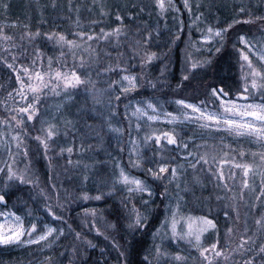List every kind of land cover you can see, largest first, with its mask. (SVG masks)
I'll list each match as a JSON object with an SVG mask.
<instances>
[{
	"label": "trees",
	"instance_id": "1",
	"mask_svg": "<svg viewBox=\"0 0 264 264\" xmlns=\"http://www.w3.org/2000/svg\"><path fill=\"white\" fill-rule=\"evenodd\" d=\"M3 2L8 3L9 7L6 11L0 8V28H3L6 34L14 36L13 43L21 47L5 50L3 41H0V55H5L11 62L10 53L15 52L18 56L17 66L21 62L29 66L28 61L35 58L34 49L40 47L45 57L54 58L53 71L69 72L72 67L76 66L81 76L90 82L82 83L75 89L67 88L66 90L61 86L57 91L50 90L49 96L43 95L41 97L43 103L40 105L43 113L38 120L27 121L26 114H23L27 132H22V135L29 152L27 156L23 155L20 159L26 162L25 165L31 170V178L35 180V183L31 188L29 184H14L8 189L7 202L12 205L17 202L16 199L20 198L22 200L20 207L30 206L38 222L41 221L40 219L43 222H46L45 219L48 221L51 214L46 211L44 205L45 203L52 205L54 210H58V215H62L64 219L60 221L53 217L48 222L53 226L63 228L64 233L59 239L49 238L52 242L47 247L43 242L32 243L19 249L0 246V264L3 263L2 257L5 261L14 259L16 263L17 257H14L20 255L19 253L23 256L30 253L29 260L35 264L37 262V264H125V261L126 264H156L154 245H162L171 252L182 251L189 258L188 264H196L203 260L196 248L181 243L178 246L173 245L163 231L157 232L168 212L166 206L169 205V200L159 194L165 186L169 189L172 206L179 204V210L182 212L210 215V218L216 220L217 229L205 236L203 247L207 248L218 240V248L223 246L225 254L231 253V255L228 256L227 261L223 256L216 257L213 259V264H217V261L219 264H228V261L235 256L236 251L232 250L236 249L241 242H238L241 236L245 237V243H247L246 238L252 236L255 247L247 255L255 256L259 264L261 257L256 255V249L264 244V234L256 230L254 223V218L259 215V212L251 207V204L255 203L253 194L245 191L244 198H238L242 187V172L236 169L235 179L228 177V184L237 194L234 198L233 192L227 191L223 181L218 183L213 173L208 171L209 167L216 169L222 152L219 153L220 157L217 162H213L209 157V164H203L206 166V172L200 171L203 168L202 165L190 168L188 164L187 168L180 171L181 174L171 184L166 179L154 180L146 172L145 175L137 173L138 177L148 181L154 193L147 206V224L143 227H129L130 210L133 205L141 212H145L143 201L148 200L149 197L147 193H135L130 197L125 187L116 181L117 163L127 164L125 160L126 137L128 136L125 128L127 126L125 121H122L125 132L122 135L112 136L113 131L107 130L104 120V108L107 107L105 104L108 105L109 100L115 104L114 98L120 92L118 85L114 87L115 89L109 85L112 81H118L121 73L116 65L120 64L122 57H125L123 54L120 55L122 48L128 49L125 53L129 54V58H133L126 63V67L136 74L141 75L142 71L145 72L143 78L145 81L142 82L139 77L140 87L121 97L119 107L115 110L119 117H122L121 108L128 99H152L154 97L168 102L184 97L194 102L209 101L211 100L210 86L223 84L234 89V86L238 85L236 81H238L240 68L237 56L239 45L234 47L233 39L236 40L242 32L261 35L264 31V21L255 19L251 24L241 22L233 25L221 52L216 53L213 49L203 57H199L198 60H203L211 56L212 60L210 64H201L198 69L190 67L193 62L191 55L195 56V54L190 53V51L193 52L194 47L189 41H194L200 29H206L210 24L215 25L219 22V26L223 27L224 22L230 23L233 18L241 19L242 14L238 12L241 5L251 8L254 17L264 16V0H199L197 5L200 7L195 11L188 13L181 4L178 17L169 12L170 14L166 13L167 19L157 12L153 0L146 4L141 0H3ZM69 3L72 5L71 9ZM201 13L203 16L196 19ZM118 15L123 17L124 22L130 19L132 22L137 20L140 24H148V32L152 33L150 43L162 42L166 43L164 46L167 47L178 29H180V38L174 42L175 45L170 53L163 52V55H160V52H157L159 48L150 43L146 47L142 43L137 44L145 33L139 38L140 36L136 34L131 36L125 31L119 40L115 36H110L107 41H96L95 39L88 41L91 48L84 52L78 51L80 49L75 50V58L67 47L63 49L65 56L61 58L59 45L47 40L43 35L32 42L26 38L28 31L36 32L37 29L41 33L62 32L69 39L74 38L73 34L79 31L89 34L92 30L99 33L101 28L108 31L109 28L117 27ZM77 20L79 27H77ZM22 35L25 36L24 39H21ZM190 45L191 48H189ZM128 46L131 47L128 48ZM133 49L137 50L135 54ZM143 51L159 54L157 61L154 60L145 65L143 67L145 69L139 65L137 59ZM94 54L97 55L94 57ZM81 56L84 57L83 70L78 67ZM196 57H198L197 54ZM110 66L112 71H104ZM186 69L189 79L184 80L183 75ZM36 70H40L39 66ZM44 70H47L46 59ZM53 81L55 83V80ZM15 88H17L15 73L0 61V116L9 120L11 114H16L15 109L18 106H26L19 95L13 92ZM9 92L13 93L11 97L8 95ZM45 120L56 125L59 132L57 137H53L55 144L47 156L43 154V146L35 140L38 132L43 134L45 125L41 122ZM69 124L74 127H69ZM190 125L179 124L185 127L182 134L185 141L195 137L194 142L203 143L206 138H211L212 142L231 145L232 155L235 156L234 160H237V163H240L238 160L240 151L246 152L243 159L247 162H253V152L261 151L255 141L235 140L227 132H214L211 135L209 130ZM65 129H67V135L64 134ZM190 144L193 142L191 141ZM68 147L73 148L71 153L67 151L61 153V148L67 149ZM157 147L158 145L148 142L144 148L145 157H151L153 148L158 150ZM168 149L166 147L163 153L166 157L174 154L173 146L170 147V152ZM57 154L59 156L54 158L53 155ZM175 157L179 162L177 154ZM257 158L255 163L259 164L260 161ZM160 159L161 156L157 155L156 160ZM191 163H194V160ZM223 168L227 175L230 165L226 164ZM163 175L168 176L167 173ZM259 179L256 177L257 184H259ZM98 192L104 194L99 200L94 198ZM83 193H88L92 198L84 199ZM15 209L20 211L16 207ZM93 209L96 210L99 220L88 215ZM225 210L229 211L228 217L224 216ZM93 220L96 224L92 223ZM96 227L101 228L104 234L97 233ZM229 227L233 229L231 233L227 231ZM245 227L248 228V232L244 231ZM75 232H80L82 236L79 238V244L73 247ZM235 235L237 236L233 237ZM209 240H211L210 243H208ZM88 241H91V246L88 245ZM120 252H124L125 255L121 256ZM247 255L240 253L239 264H243ZM209 258L212 259L211 250H209ZM28 263L27 259H22V264Z\"/></svg>",
	"mask_w": 264,
	"mask_h": 264
},
{
	"label": "snow or ice",
	"instance_id": "2",
	"mask_svg": "<svg viewBox=\"0 0 264 264\" xmlns=\"http://www.w3.org/2000/svg\"><path fill=\"white\" fill-rule=\"evenodd\" d=\"M154 6L158 10L161 16L167 19L166 13L169 11H174L177 14L181 12L180 6L177 4L176 0H154ZM9 7L8 3L0 0V8L7 10ZM183 7L189 12L193 11V5L190 0H183ZM200 7L197 5V8ZM69 8H72L71 3H69ZM238 12L242 14L241 19L233 18L230 23L224 22V26H219V22L216 25H208L206 29H200L199 41L204 42V46L208 47L209 52L213 49L216 53H220L222 47L224 46L228 32L233 28V25L238 23H248L251 24L255 19L264 21V16L254 17L252 15V10L248 6L241 5ZM107 15V13H105ZM203 16L201 13L196 19ZM246 17V18H245ZM117 18L123 21L122 16H117ZM195 22V21H194ZM15 23V22H13ZM96 23V22H93ZM181 29L183 27V22H180ZM7 24L5 25V27ZM77 27H79V21L77 20ZM123 31L122 25H117L116 28L109 29L105 31L103 28L97 33L92 30L91 33L84 31H79L73 34L74 38L69 39L67 35L62 32H45L41 33L39 29L36 32L28 31L26 33V38L29 42H32L35 38L43 35L47 40L52 41L61 48L60 56L63 58L65 53L63 49L67 47L72 56L75 58L77 49L85 47V50L90 49L91 45L88 41L104 40L107 41L110 36H115L119 40L121 32ZM178 29L177 34L173 37L172 42L174 43L179 37ZM25 36L22 35L21 39ZM15 37L6 34L3 28H0V41H3V46L5 50L9 49H19L21 46L13 43ZM152 39V33L148 32L146 36L142 38L141 41H137V44L142 43L145 47L150 43ZM214 42V43H213ZM189 43H193L191 40ZM237 56L238 64L241 73V81H238V87L235 89L224 86L223 84H217L215 86H210L211 94L213 100L211 101L212 107L209 109L206 105L209 103L207 100L199 101L198 103L191 102L188 99H177L174 102L180 106L178 112H166L162 110V107H158L157 103H153V99H141L137 100L135 105L129 101L124 105V115H129V109L131 108V117L136 118V122L129 123V128L136 131L139 134L143 131L144 124L148 122H159L161 120L167 121L169 124L173 125L171 131H160L153 129L150 133L145 132V134L136 139L129 132V143L131 144V149L129 150L130 163L134 168H142L148 175H150L154 180L166 179L168 183L171 184L176 178L181 174L179 169L183 168L182 164L170 163V157H164L163 153L167 145L174 146L177 150H182L183 155L186 158H191L194 163H190V167L195 168L197 165L209 164V154L204 152L201 154L198 149L207 146V141H203L201 145H195V137L189 138V141L193 142V147L197 150H189L190 143L185 141L183 137L176 131L175 126L177 123L189 122L193 119L199 124L201 129L206 130H216V132H227L238 139H247L249 141H255L261 148L259 153L253 152V162H247L243 160L246 156L245 151H240L238 153L239 157L242 158L243 162L237 163L234 159H224L221 158L217 162V157L213 155L211 157L213 162H217V167L213 170L212 167L208 168L209 173H213L215 180L219 183L223 181L224 187L229 192H233L232 187L228 184V177L230 176L233 180L235 179L237 172L236 169L240 170L243 174L241 180V191L239 194V199L244 198L245 191L251 192L253 194V200L255 203L251 204L253 209L259 212V215L254 218V223L256 225V230L264 234V31H262L261 36L256 37L250 33H241L236 37L234 41V47L238 46ZM136 49H133L134 54ZM8 53L6 52V55ZM33 56L34 59L28 61L29 66H25L23 62L19 63L17 66L18 56L15 52L10 53L11 62L5 55H0V61L7 66L13 73H15V81L17 82V88L13 89L20 99L25 102V107H17L15 109L16 114H11L12 110L9 112L11 114V119L5 118L3 123L12 130L11 138H6L0 136V144H3L5 151L8 153L9 157L12 159L13 163H5L4 167H0V203L5 207L7 206V196L8 189H10L14 184H34L35 180L31 178V170L26 166L24 169L14 168L16 153L19 152L21 155L27 156L29 149L26 146L24 136L22 132H27L26 120L34 121L38 120L39 116L43 113V109L40 105L43 103L41 97L44 95V90L52 86L53 91H57L61 87V81L63 82V88H76L82 83H88L90 80H86L81 76L80 72L76 70V66L72 67L69 72H64L61 70L53 71V57H45L43 49L36 47L34 49ZM157 57L156 52L143 51L137 57L139 65L143 68L145 65L149 64L152 60ZM132 57L129 58V61ZM47 60V70H44V62ZM211 56L205 57L203 60H194L190 67L191 69H198L201 64H210ZM127 63V62H126ZM39 66L40 70H36ZM64 67V65H62ZM78 67L84 69V57H80V64ZM116 67L120 68L124 75L118 81H112L109 87L113 85H119V95L115 96L116 103L113 104L112 100H109L108 107L115 112L119 107V102L122 96L125 94H130L140 87L139 76L136 73H132L129 67H125L123 64H117ZM104 71H112L111 66ZM47 76V79L45 77ZM53 77L55 78V84L53 83ZM183 79H189L187 75V69L183 75ZM155 88V85L153 84ZM12 92H9V97L12 96ZM243 100L244 102H241ZM99 103V101H97ZM191 110V111H188ZM26 114V120L25 116ZM112 113L109 115V128L110 130L120 133L123 130L120 127H113L111 124ZM146 118V119H144ZM14 122V123H13ZM45 125L43 134L39 132L35 136V140L43 146V154L48 155L51 151L52 146L55 144L53 137H57L59 132L57 126L49 123L47 120L41 122ZM69 127H74L69 124ZM19 129V130H17ZM67 135V129L64 132ZM15 142L16 148L13 150L10 145ZM151 141L154 145H159L160 148L157 150L153 148L152 156L145 157L141 148ZM162 141H166L167 144H163ZM229 150H232V146L229 145ZM61 153L67 151L71 153L73 151L72 147L67 149L61 148ZM135 153V160L131 159L132 154ZM160 155L161 159L156 160V156ZM225 157L229 156V152L224 153ZM258 157L260 163H255V159ZM51 162V158H49ZM71 163V161H69ZM230 165V171L226 175L223 166ZM167 173L168 176L163 174ZM256 177H259V184L256 183ZM116 181L125 187L129 196H133L135 193H147L149 199L143 201V207L145 212H141L134 205L130 210L131 215L129 219L131 223L129 227H143L147 224V206L151 202L150 198L154 193L153 187L148 183L146 179L132 175L124 167H120L119 174L116 176ZM56 187V185H52ZM179 188V184H177ZM43 191V189H41ZM162 197L169 200L168 214L165 216L164 220L161 222L160 228L157 232L163 231L167 236H170L173 240L178 243L187 240L193 248H196L200 256L203 257L204 264H213V259L216 257L223 256L225 261H227L228 256L231 253L225 254L223 246L218 248L219 241L210 244L207 248L203 247L201 244V236L204 232L209 229H217V222L215 219L210 218V215H204L196 217L195 220L198 223L193 226V218L191 216L185 218L180 216L179 204L176 205V210H172L171 196L169 195V189L167 186L164 190L159 193ZM84 199H91L88 193H83ZM104 194L98 192L94 197L99 200ZM237 194L233 192V197L236 198ZM217 199H220L217 197ZM57 200L59 203V194L57 195ZM46 211L55 217L57 220L63 221L64 217L58 215V210H54V207L48 203L44 205ZM63 207V205H60ZM86 212L88 210H85ZM93 216L96 215V210H91ZM210 211V210H209ZM224 216H229V211H224ZM237 219L239 218V212L237 210ZM0 217L5 218L0 221V245H9L16 242L19 243H37L41 241H48L50 237L54 239H59L60 235L64 233L63 228H58L56 226L45 224L42 227L46 230L38 231L37 223H30L29 227H25L24 218L18 214V211H0ZM179 217V219H178ZM183 222V223H182ZM93 224L96 223L95 220L92 221ZM180 225V227H178ZM186 225V227L184 226ZM95 231L101 235L104 233L101 228L96 227ZM229 233L233 231L231 227L227 229ZM245 232H248V228H244ZM27 234L28 239H23ZM76 237L81 238L82 234L80 232H75ZM35 236V239H33ZM86 239V238H85ZM247 243H245V237H240V243L237 245L236 249L232 251H239L243 255H247L248 252L252 251L255 247V242L252 236H248ZM91 246V241L87 242ZM115 244V241H113ZM252 245V247H249ZM75 251V249H73ZM209 250L212 253V259L209 258ZM155 261L156 264H188V257L183 254L182 251L171 252L162 245H154ZM121 256H124V252H120ZM256 255L261 257L259 264H264V244H261L259 248L256 249ZM147 259V257H146ZM126 264V261H125ZM217 264L219 262L217 261ZM243 264H257L255 256L247 255V259L243 260Z\"/></svg>",
	"mask_w": 264,
	"mask_h": 264
},
{
	"label": "rangeland",
	"instance_id": "3",
	"mask_svg": "<svg viewBox=\"0 0 264 264\" xmlns=\"http://www.w3.org/2000/svg\"><path fill=\"white\" fill-rule=\"evenodd\" d=\"M143 3H147V2H149V3H151V1L152 0H141ZM154 1V0H153ZM176 2H177V4L180 6V8H181V4L183 5V0H176ZM198 2H199V0H190V3H192V5H193V11H195L196 9H197V4H198ZM147 7H149V6H147ZM187 10V9H186ZM188 11V10H187ZM158 12V11H157ZM170 13H173L174 15H175V17H178V15L179 14H177L176 12H174V11H169ZM169 12H167V13H169ZM159 13V12H158ZM169 13V14H170ZM188 13H189V11H188ZM145 14V13H144ZM116 20L118 21V25H122V27H123V31L121 32V36L124 34V32L125 31H127L128 33H130V35L132 36V35H134V34H136L137 36H140L139 38H141L142 36H143V33H145V36L147 35V33H148V24H140L137 20L135 21H131L130 19H128V20H126L125 22H124V20L123 21H121V20H119L118 18H116ZM217 23V22H216ZM216 25V24H215ZM110 29V28H109ZM111 29H113V28H111ZM154 32H156V33H159V32H157V31H155L154 30ZM243 33V32H242ZM250 34H252V35H254V36H256V37H259V36H261V35H256V34H253V33H251V32H249ZM200 34H201V32L199 33V35L197 36V38L194 40V41H192L193 43H190L194 48L192 49V51L193 52H191L190 51V53H193V54H195V56H192L191 55V57H192V61H194V60H198L199 59V57H203L204 56V54H206L209 50H208V47L207 46H204V42L203 41H199L198 40V37L200 36ZM233 41H235L234 39H233ZM88 43V42H87ZM214 43V42H213ZM89 44V43H88ZM150 44H152L153 46H155V47H158L159 48V50H157V52H160V55H163L162 53L163 52H165V53H170V51H172V47L175 45V43H173V42H171L167 47H165L164 46V44H166V43H162V42H160V43H158V44H156V43H154V42H152V43H150ZM191 45H190V47L189 48H191ZM118 47H120V46H118ZM129 47H131V46H128V48ZM78 50V49H77ZM84 50H85V47H81L80 48V50H78V51H82V52H84ZM121 50H123V51H121ZM120 50V55H124L125 57H122L123 59H122V61L120 62V64H123L124 65V63H125V67L127 66L126 65V62H128L129 61V54H126L125 53V51H128V49H121ZM130 50H132V49H130ZM164 53V55H166ZM196 54H197V56L198 57H196ZM97 54H94L93 56L95 57ZM159 58V54L157 53V57L154 59L155 61H157V59ZM127 59V60H126ZM132 60H133V58H131ZM154 60H152L151 61V63L154 61ZM126 61V62H125ZM143 69H145V68H143ZM62 71H64L65 72V70H62ZM120 71H121V69H120ZM132 72V71H131ZM133 73V72H132ZM125 73H123L122 71H121V73L119 74V78H118V80H120L121 79V76L122 75H124ZM145 72H141V75L140 74H138V76L142 79V82L143 81H145V79H143L145 76ZM47 77V76H46ZM53 80H55V78L53 77ZM238 81H240L241 83H242V81H241V73H240V69H239V75H238ZM238 81H236V82H238ZM53 83H54V81H53ZM61 83V86H63V82L61 81L60 82ZM55 84V83H54ZM238 84V83H237ZM78 86H80V85H78ZM115 86H117V85H113V88L115 87ZM119 86V85H118ZM236 87H238L239 85H235ZM235 86H234V89H235ZM71 89H75V88H71ZM115 89V88H114ZM50 90H52V86L50 85L49 86V88L48 89H45L44 90V96H49V94L51 93V91ZM67 90V89H66ZM210 91H211V89H210ZM118 95H119V93H118ZM210 95L211 96H209L210 98H211V100H209L208 102V104L206 105V107L207 108H211L213 105H212V103H211V101L213 100V97H212V94H211V92H210ZM177 99H185L184 97H181V98H175V99H172V100H169L168 102H166V101H163V99H153V103H157V105H158V107H162V110L163 111H166V112H178L179 110H180V106L179 105H177L174 101L175 100H177ZM137 100H141V99H136V100H133V99H128L126 102H125V104L126 103H128L129 101H131L132 102V105L134 106L135 105V103H136V101ZM144 100H147V99H144ZM189 100V99H188ZM191 101V100H190ZM191 102H194V101H191ZM199 101H196V102H194V103H198ZM241 102H244L243 100H241ZM112 103H113V101H112ZM125 104H123L122 105V108H121V113H122V117H119L117 114H116V112H113V110L112 109H110L108 106H107V103L105 104L107 107H105L104 108V120H105V123H106V126H107V130H109V131H111L112 132V130H110V128H109V115H110V113H112V118H111V124H112V126L113 127H120L123 131L122 132H120V133H117V132H114L113 131V133H112V136L114 135V136H118V135H122L124 132H125V130L123 129L124 128V123H122V121H125V123H126V132L127 133H129V132H131L132 133V136L134 137V138H136V139H139L140 137H142L144 134H145V132H151L153 129H155V130H160V131H171L172 129H173V125H171V124H169L167 121H165V120H161V121H159V122H148L147 124H144V128H143V131H140L139 132V134H137L136 133V131H134L133 129H131V128H129V123L131 122V123H135L136 122V118L135 117H131V108L129 109V115L128 116H125L124 115V105ZM188 111H191V110H188ZM5 118L4 117H2V116H0V136H4V137H6V138H11V136H12V130L11 129H9L8 128V126L7 125H5L4 123H3V120H4ZM8 119V118H7ZM144 119H146V118H144ZM179 124H181V123H177V125L175 126V128H176V131L178 132V133H180V135L183 137V130L185 129V127H183V126H179ZM182 124H186V125H190V126H198V127H200L199 126V124L195 121V119H193V120H191V121H189V122H185V123H182ZM203 130H205V129H203ZM214 132H216V130H211V132H209L211 135H213V133ZM217 133V132H216ZM233 139H235V140H237L238 138H236V137H234L233 136ZM189 140V139H188ZM204 141H207V146L206 147H201V148H199L198 149V151L201 153V154H203L204 152H207L208 154H209V157H212L213 155H215L216 157H217V159H219V157H220V155H219V153H221L222 154V157L221 158H224V159H235V156H233L232 154H233V150H229V147H228V145L227 144H225V145H223V144H220V143H216V142H212L213 141V139H211V138H206ZM150 143H152L151 141H149ZM191 142V141H190ZM189 142V143H190ZM148 143V142H147ZM162 143L164 144V143H167L166 141H162ZM194 143H196L195 145H201L202 143H200V142H194ZM126 146H127V151H126V159L125 160H127V164L125 165L123 162H118L117 163V175L119 174V169H120V167L122 166V167H124L126 170H128L132 175H134V176H137L138 174L137 173H143V175H145V171L142 169V168H134L133 166H132V164L130 163V156H129V150L131 149V144L129 143V136H127L126 137ZM145 146H146V144L141 148V151L143 152V154H144V156H145ZM172 145H167V148H169L168 149V151L170 152V147H171ZM10 147L13 149V150H15V148H16V145H15V142L13 141L12 143H11V145H10ZM158 149L160 148V146L158 145V147H157ZM173 152H174V154L173 155H171V156H169L170 158H171V160L169 161L170 163H175V164H177V165H179V164H182L183 165V168L182 169H179V171H184L186 168H187V166L186 165H188V164H190L191 163V161H193L191 158H186L184 155H183V152H182V150H177L174 146H173ZM189 150H197V149H195L194 147H193V144H190V148H189ZM225 151L226 152H229V156L228 157H225L224 156V153H225ZM178 155V157H179V162H177V159H176V157H175V155ZM57 156H59V154H57V155H53V157L55 158V157H57ZM164 157H166L165 155H163ZM20 158H23V155H20V153L19 152H17L16 153V159H15V163L13 164V167L14 168H19V169H24V167H26V165H25V163L26 162H23ZM135 153H133L132 154V156H131V159L132 160H135ZM167 158V157H166ZM220 158V159H221ZM240 162H243V160H242V158H240V159H238ZM257 160H259L258 158H257ZM237 161V160H236ZM177 162V163H176ZM5 163H13V161H12V159L9 157V155H8V153L5 151V148H4V146H3V144H0V167H4V165H5ZM23 165H24V167H23ZM200 165H202V169H200V171L203 173V172H206V166H204L203 165V162H201V164ZM191 168V167H190ZM225 170V169H224ZM140 171V172H139ZM116 175V176H117ZM138 177V176H137ZM118 182V181H117ZM119 183V182H118ZM120 184V183H119ZM23 185H25V184H23ZM29 185H31L30 186V188L31 187H33L34 186V184H29ZM121 185V184H120ZM123 186V185H122ZM0 187H2V185H0ZM16 203H12V205L10 204L9 205V202H7V206L5 207L2 203H0V211H13V210H16L15 209V207L16 208H18V209H20V211H18V214H20L23 218H24V224H25V227L27 228V227H29V225H30V223H32V222H35V223H37L38 224V226H40L39 228H38V231H43V230H46V229H44L42 226L43 225H45V224H50V225H52V223H49L48 221L50 220V219H53V216H49V219H48V221L45 219V221L46 222H43L42 221V219H40L41 221H39V222H41V223H39L38 222V220H37V217H36V215L33 213V211L30 209V206H26V207H20L21 206V204H22V200L20 199V198H18V199H16ZM19 205V206H18ZM172 210L173 211H175L176 210V205H173L172 206ZM17 211V210H16ZM179 212H180V216H183V217H185V218H187V217H189V216H191L192 218H193V221H192V223H193V226H195L197 223H198V221H196L195 220V218L196 217H199V216H204L205 214H195V213H191V212H182L181 210H179ZM167 214H168V212H167ZM166 214V215H167ZM88 215L91 217V218H93V219H98L99 220V216H98V214L96 213V215L95 216H93V214H92V212L91 213H88ZM5 218H3V217H0V221H3ZM178 219H179V217H178ZM164 220V219H163ZM162 220V221H163ZM183 223V222H182ZM96 224V223H95ZM185 227H186V225H184ZM178 227H180V225H178ZM213 231V229H209L207 232H204L203 234H202V236H201V244H202V246H203V244L205 243V240L204 239H206L205 238V236L209 233V232H212ZM164 233V232H163ZM165 234V233H164ZM166 235V234H165ZM237 235H235V236H233V237H236ZM166 237H168L169 238V240H171V243L173 244V245H176V246H178V245H180V243L181 244H187V245H191V244H189L188 243V241L187 240H184V241H181V242H177V241H175V240H173L170 236H167L166 235ZM50 238H53V237H50ZM23 239H28V236H27V234L23 237ZM33 239H35V236H33ZM239 239V238H238ZM240 240H238V242H239ZM41 242H43V243H45L46 244V247L52 242V239H49L48 241H41ZM79 242H80V239H78L77 237H76V235H74V239H73V242H72V245H73V247L74 246H76V245H78L79 244ZM211 242V240H209L208 241V243H210ZM26 245H29V244H27V243H19V242H16V243H13V244H9V245H0V246H6V247H9V249H19L20 247H24V246H26ZM205 247V246H204ZM29 252V251H28ZM241 253V252H240ZM240 253H239V251H236V253H235V256H234V258H231L229 261H228V264H229V262H230V264H239L240 263V257L241 256H239L240 255ZM20 255H16L14 258H16L17 257V261H16V263H15V261H14V259L12 260V259H8V260H10V261H5L4 259H3V257H2V259H1V261H3V263L2 264H22V259H27L28 260V264H35L33 261H31V260H29V258H31L30 257V253H28V255H22V253H19ZM32 258H33V255H32ZM38 263V262H37ZM36 263V264H37ZM161 264H163V262H161ZM196 264H204V261L203 260H201V261H198V263H196Z\"/></svg>",
	"mask_w": 264,
	"mask_h": 264
}]
</instances>
